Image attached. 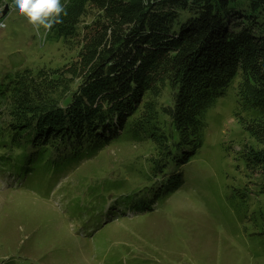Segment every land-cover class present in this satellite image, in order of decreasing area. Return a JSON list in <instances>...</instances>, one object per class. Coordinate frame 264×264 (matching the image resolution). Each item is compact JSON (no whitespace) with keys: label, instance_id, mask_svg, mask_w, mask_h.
Returning a JSON list of instances; mask_svg holds the SVG:
<instances>
[{"label":"trees","instance_id":"trees-1","mask_svg":"<svg viewBox=\"0 0 264 264\" xmlns=\"http://www.w3.org/2000/svg\"><path fill=\"white\" fill-rule=\"evenodd\" d=\"M61 2L67 14L47 38L75 46V58L0 74V162L11 173L53 187L109 143L146 138L148 181L165 194L202 144L204 112L239 74L241 104L257 113L241 118L255 141L243 156L264 192V0Z\"/></svg>","mask_w":264,"mask_h":264},{"label":"rangeland","instance_id":"rangeland-1","mask_svg":"<svg viewBox=\"0 0 264 264\" xmlns=\"http://www.w3.org/2000/svg\"><path fill=\"white\" fill-rule=\"evenodd\" d=\"M0 20L1 76L75 58V46L37 33L12 0H0ZM240 81L204 112L202 144L174 167L182 184L165 194L148 181L155 142L146 138L109 143L42 194L0 171V264H264V192L242 151L255 144L243 121L257 113L243 108Z\"/></svg>","mask_w":264,"mask_h":264},{"label":"clouds","instance_id":"clouds-1","mask_svg":"<svg viewBox=\"0 0 264 264\" xmlns=\"http://www.w3.org/2000/svg\"><path fill=\"white\" fill-rule=\"evenodd\" d=\"M12 7L27 19L37 33L40 28L50 31L62 22V15L67 14L61 0H12Z\"/></svg>","mask_w":264,"mask_h":264},{"label":"water","instance_id":"water-1","mask_svg":"<svg viewBox=\"0 0 264 264\" xmlns=\"http://www.w3.org/2000/svg\"><path fill=\"white\" fill-rule=\"evenodd\" d=\"M6 10H7V9L5 8V9L3 10V13H5V12H6Z\"/></svg>","mask_w":264,"mask_h":264}]
</instances>
